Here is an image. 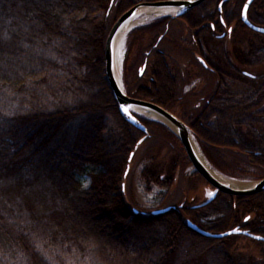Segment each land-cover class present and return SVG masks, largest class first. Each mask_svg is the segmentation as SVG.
Segmentation results:
<instances>
[{
    "label": "trees",
    "instance_id": "obj_1",
    "mask_svg": "<svg viewBox=\"0 0 264 264\" xmlns=\"http://www.w3.org/2000/svg\"><path fill=\"white\" fill-rule=\"evenodd\" d=\"M134 4L0 0L1 264H164L179 244L196 252L235 237H201L185 219L209 232L239 227L264 239V191L219 193L204 206L180 202L159 215L131 213L124 204V172L143 134L118 114L104 77L103 47L112 23ZM237 4L232 39L237 46L249 40L244 48L251 61L247 66L253 68L264 63V34L242 25ZM112 6L116 11L110 20ZM252 7L264 10V0H255ZM251 14L250 8L248 18ZM168 20L158 18L128 35H156ZM150 74L147 86L140 85L131 96L170 109L175 79L161 54H155ZM236 76L245 80L242 93L230 92L226 74L217 70L215 91L197 113L181 120L217 172L233 177L218 155L235 150L257 178L264 176V75ZM137 117L147 128L146 138L152 126L165 129ZM84 176L89 177L86 187ZM139 177L143 191L155 186L163 196L173 181L150 166ZM36 185L45 189V211L25 197ZM17 196L22 198L14 200ZM240 212L246 218L253 213L256 222L240 224Z\"/></svg>",
    "mask_w": 264,
    "mask_h": 264
},
{
    "label": "rangeland",
    "instance_id": "obj_2",
    "mask_svg": "<svg viewBox=\"0 0 264 264\" xmlns=\"http://www.w3.org/2000/svg\"><path fill=\"white\" fill-rule=\"evenodd\" d=\"M134 1L135 4L139 2H148L145 0ZM239 2L241 5L243 0H235L226 4L225 10L230 13L233 12L231 15L234 16L238 5L237 3ZM214 8L215 7L212 6L210 12H212ZM115 11V7L112 6L109 12L110 20L113 18ZM232 16L230 17L231 19L236 18V15L234 17ZM159 17L161 16L147 17L144 21L132 26L124 36L120 50L121 59L118 75L122 89L128 96H131L134 90L140 85L147 86V82L149 78H151L149 65L146 67V70L142 72L143 76L140 79L137 75L141 70L142 55L147 50V44L154 39L145 34L141 35L137 33L131 36L128 34L133 29L153 23V21ZM230 21L232 22V20ZM250 21L254 23V25L256 24L259 27H264V10H262V7L252 11ZM170 26L171 27H169L167 33L164 34L159 44V49L162 50L166 56V65L175 79L172 105L170 109L166 110L181 120V118L188 114L197 113L202 108L209 96L215 91L217 81L215 74L213 75L212 72L205 71L201 66H198L193 60L192 54H190V52L197 51L190 42L193 31L191 33L188 32L177 19L173 20ZM250 38L254 37L250 36ZM232 41L233 40L230 41L229 45V41L227 40L213 42L209 40L211 43L207 46L205 54L208 60L212 62L217 58L221 59L223 53L228 54V57L225 59L226 63L229 64L228 67L221 66L222 68L219 70L226 74V88L228 87V90L232 93H242V82H245V80H241L236 75H240L242 68L255 76L264 75V63L253 68H249L250 66H243L242 64L246 59V63H251L248 50L245 49L248 47L247 44L251 43H249V40L245 42L241 40V44L237 46L234 42L232 43ZM261 49L264 48L262 47ZM240 54L244 55L243 57L245 59L242 57L244 60L238 59ZM148 60V64L151 65V57ZM134 110L135 115L149 119V117L140 111ZM159 124L164 126L165 129H160L155 126L150 127V135L135 151L130 162L128 175L124 180V191L121 190V195L124 204L131 213L135 210L137 214H150L152 211L165 209L169 206L177 208L179 207L177 204L180 202H183L188 207H194L203 203L211 193L212 188L200 177H196V175L193 174L194 170L187 160L179 140L173 132L165 125ZM234 151L235 150L223 151L218 155L221 162L230 166V168H225V170H228L233 177H228L217 172L210 165L209 167L228 179L242 183L252 184L264 177L262 175L256 178V173L252 172L250 174L251 167L247 164L244 165V163H246L244 155L240 152L237 154V152ZM149 166L151 169H154L158 176H170L173 180L167 195L163 196L159 194V189L155 186L151 187L150 192L143 191L144 185L140 180L139 173L143 167ZM82 179L83 187H86L89 183V177L84 176ZM4 186L5 185L0 182V192L4 191ZM44 193L45 189L40 185H36L34 188L28 190V192H25V197L28 196V200L31 204L37 205L38 209L40 207V210L43 208L45 211L49 206L46 201L41 200ZM19 198L22 197L17 196L14 200H20ZM181 214L184 216L183 213ZM246 216L247 214L240 212V224L244 222L246 224L247 220V222H250V220H255L256 222L253 213L249 214L248 218H246ZM185 220L192 222L189 219ZM231 229L228 228L226 231ZM210 233L218 234L219 232L215 233L210 231ZM218 245L221 246L214 245L213 247L211 246L210 249H197L195 252L193 249H185V247L189 246L187 243L184 245L179 244L175 252L169 254L165 258L164 264H264V244H260L248 237L235 235V237ZM221 255L222 259L220 258ZM68 263L73 264L71 261H68Z\"/></svg>",
    "mask_w": 264,
    "mask_h": 264
},
{
    "label": "water",
    "instance_id": "obj_3",
    "mask_svg": "<svg viewBox=\"0 0 264 264\" xmlns=\"http://www.w3.org/2000/svg\"><path fill=\"white\" fill-rule=\"evenodd\" d=\"M204 0H159L154 2H139L127 9L124 13H122L111 25L107 36L104 41V47H103V70H104V77L107 83V86L116 102L117 111L118 114L125 119V122L134 128L135 130L141 132L142 134H147L146 127L134 116L135 110H145L148 112H151L158 116L159 119H153L149 117L150 120L161 123L168 127L173 134L177 137L179 140L185 155L192 166L193 170L200 176V178L210 186L211 189V195L207 197V199L197 205L196 207H201L209 202H211L216 194H225L229 196H251L257 193H260L264 191V177L261 178L258 181L253 182L252 184L248 185L246 188H234L231 187L228 184L222 183L218 181L216 178L210 174L208 169L204 166L202 161L198 158L196 153L194 152L191 143H190V136L195 141L189 127L182 122L179 118H177L175 115L170 113L168 110L152 103L149 101L136 99L133 97L128 96L124 91H122L119 86L116 83V80L113 75V42L114 38L116 37V34L118 33L121 26L128 21L129 19L135 17L140 10H146V9H167L172 11L171 14L167 15H160L161 17H172V18H178L184 15L187 11L191 10L192 8L198 6L201 4ZM225 1V0H224ZM254 0H246L244 3L242 9H241V21L244 23L245 26H247L250 30L256 33L264 34V28L255 26L251 24L247 18L246 13L248 10V7ZM160 17V18H161ZM141 74V71L139 72ZM137 114V113H136ZM148 117V116H147ZM168 124L172 125L175 130H173ZM143 138L138 141V143L135 146V151L138 148V146L142 143ZM196 143V141H195ZM197 145V143H196ZM198 147V145H197ZM199 149V147H198ZM200 150V149H199ZM201 152V151H200ZM202 154V153H201ZM134 155V152H132L129 155L128 163L126 170L124 172V180L126 179L129 169H130V162ZM203 157V155H202ZM204 159V157H203ZM206 162V160H204ZM208 165V163L206 162ZM209 166V165H208ZM122 191H124V183L122 184ZM170 210H173L171 207H167L165 209L155 210L152 211V215H159V214H165L169 212ZM133 213H137L135 210ZM187 227L196 233L197 235L208 238V239H222L227 236L231 235H241L248 237L250 239H253L255 241H262L264 243V239H262L259 236L250 235L247 232L239 229L234 228L228 231H225L223 233L218 234H212L208 231H204L194 225L192 222L187 221L186 222Z\"/></svg>",
    "mask_w": 264,
    "mask_h": 264
},
{
    "label": "flooded vegetation",
    "instance_id": "obj_4",
    "mask_svg": "<svg viewBox=\"0 0 264 264\" xmlns=\"http://www.w3.org/2000/svg\"><path fill=\"white\" fill-rule=\"evenodd\" d=\"M235 0H204L201 4L194 7L193 10L187 11L184 15L178 18H173L172 20H168V22L163 26V30L158 32L156 35H151L149 33H146L145 35H149L152 38V41H149L147 44V50L142 55V63H141V74H139L137 77L140 79L143 75L142 72L146 70V67L149 65V70L151 73V65L148 64V59L151 57L152 62L154 61L155 54H161L164 59H166V56L162 50L159 49V44L164 37V34L167 33L169 27H171V22L173 20H179L181 25L185 27L188 32H192V37L190 38V42L192 45H194L196 52H190L192 54V58L195 61V63L198 66H201L202 69L205 71H210L214 75L215 72L222 67H228L229 64L226 63L225 59L228 57L227 53H223L221 59H215L214 62L209 61L207 55L205 54V51L207 49V46L213 42V41H224L227 40L230 41L232 39V32L234 28V23L236 20L231 19L232 16L229 11L225 10V5L228 3H231ZM255 1V0H254ZM254 1L250 4L248 7L246 18L250 21V18H248V12L251 8V5L254 3ZM246 0H243L240 6V17L239 20L244 25V23L241 21V9L244 5ZM215 7L212 12H210L211 7ZM252 11L256 10L255 7L251 8ZM232 20V22L230 21ZM231 24V25H230ZM254 24V23H252ZM193 26V28H192ZM245 26V25H244ZM255 26H257L255 24ZM248 30H250L247 26H245ZM259 27V26H258ZM264 28V27H263ZM252 33V30H250ZM258 34V33H255ZM260 34V33H259ZM262 35V34H261ZM155 36V37H154ZM211 40V42H209ZM234 41H232L233 43ZM244 55H242L243 57ZM241 57V60L244 58ZM245 59V58H244ZM243 59V60H244ZM217 60V61H216ZM247 60V59H246ZM244 60L243 66H247V63ZM151 62V63H152ZM223 62V63H222ZM214 63V64H213ZM222 63V64H221ZM218 66H216V65ZM222 66V67H221ZM237 71V70H236ZM243 73L244 76L252 77V74L245 71V69L242 68L240 71ZM229 75V74H228ZM151 81V78H149V81Z\"/></svg>",
    "mask_w": 264,
    "mask_h": 264
},
{
    "label": "bare ground",
    "instance_id": "obj_5",
    "mask_svg": "<svg viewBox=\"0 0 264 264\" xmlns=\"http://www.w3.org/2000/svg\"><path fill=\"white\" fill-rule=\"evenodd\" d=\"M172 11L170 10H167V9H146V10H140V12H138V14L129 19L128 21H126L122 26L121 28L119 29L118 33L116 34V37L114 38V42H113V75H114V78L116 80V83L117 85L119 86V88L123 91L122 89V86H121V83H120V80H119V75H118V72H119V67H120V57H121V53H120V50H121V46H122V43H123V39H124V36L126 34V32L134 25L144 21V19H146L147 17H150V16H160V15H167V14H171ZM138 19V20H137ZM137 20V21H136ZM140 111L141 113H143L144 115L148 116V117H151L153 119H159L161 120L158 116H156L155 114L151 113V112H148V111H145V110H138ZM173 130H175V128L168 124ZM190 143H191V146L194 150V152L196 153V155L198 156V158L202 161V163L204 164V166L208 169V171L210 172V174H212V176L214 178H216L218 181L222 182V183H225V184H228L230 185L231 187H234V188H246L248 185V183H242V182H237V181H234L232 179H228L227 177H224L222 175H220L219 173L215 172L213 169H211L207 164L206 162L204 161L195 141L193 140V138L190 136Z\"/></svg>",
    "mask_w": 264,
    "mask_h": 264
},
{
    "label": "snow or ice",
    "instance_id": "obj_6",
    "mask_svg": "<svg viewBox=\"0 0 264 264\" xmlns=\"http://www.w3.org/2000/svg\"><path fill=\"white\" fill-rule=\"evenodd\" d=\"M209 195H211V193Z\"/></svg>",
    "mask_w": 264,
    "mask_h": 264
}]
</instances>
